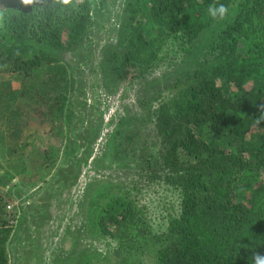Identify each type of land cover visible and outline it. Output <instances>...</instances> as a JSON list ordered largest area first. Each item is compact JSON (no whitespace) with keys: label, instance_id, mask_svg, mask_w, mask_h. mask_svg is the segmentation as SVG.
<instances>
[{"label":"trees","instance_id":"1","mask_svg":"<svg viewBox=\"0 0 264 264\" xmlns=\"http://www.w3.org/2000/svg\"><path fill=\"white\" fill-rule=\"evenodd\" d=\"M0 2V70L32 75L80 44L92 24L91 0ZM213 4L228 8L223 19L210 16ZM209 29L213 56L178 77L144 117L154 137L153 168L176 173L180 192L167 228L152 230L131 189L105 191L96 202L97 236L115 240L117 264H248L252 253H264V0H126L107 59L118 69L150 68L173 43L199 48ZM11 90L0 88V106ZM48 144L25 150L20 166L33 170L27 181L56 162L61 148ZM150 165L145 158L142 168ZM14 218L0 195V264H9Z\"/></svg>","mask_w":264,"mask_h":264},{"label":"rangeland","instance_id":"2","mask_svg":"<svg viewBox=\"0 0 264 264\" xmlns=\"http://www.w3.org/2000/svg\"><path fill=\"white\" fill-rule=\"evenodd\" d=\"M91 2L92 24L80 44L59 51L54 61L32 75L0 70V88L10 85L16 92L11 90L6 96L9 103L0 106V195L15 215L9 264L28 256L38 243L39 237L23 250L18 248L37 228L38 215L46 219L41 214L46 208L57 215L52 221L60 224V231L69 232L64 245L67 264H117L111 251L115 240L99 238L94 223L96 202L103 192L131 189L154 232L167 228L170 213L178 206L176 173L153 168L158 166L154 137L143 127L144 117L157 99L168 97L178 77L213 56L212 29L200 37L199 48L191 44L189 50L176 42L150 68L118 69L108 61L107 52L119 38L126 0ZM3 10L0 2V28ZM11 109L16 112H8ZM36 142L54 143L61 150L54 165L29 182L32 167L22 170L20 164L25 150ZM147 157L152 165L142 168ZM61 169L67 176L55 178ZM45 228L36 231L43 240ZM54 237L47 241L56 250L61 243Z\"/></svg>","mask_w":264,"mask_h":264},{"label":"flooded vegetation","instance_id":"3","mask_svg":"<svg viewBox=\"0 0 264 264\" xmlns=\"http://www.w3.org/2000/svg\"><path fill=\"white\" fill-rule=\"evenodd\" d=\"M50 211V209L46 208V210L41 213L43 216H46V219H43V217L40 218V214L38 215L37 228L39 229V227H46V240H43L40 231H38L37 234V228L35 230H31L27 238L19 243L18 248L23 250L26 245L30 243V241H37L38 237L39 241L34 247L30 248V253L28 256H20V258H16V264H67V252L65 251L66 247L64 245L66 244L67 235L69 234V232L67 230L63 232L60 231V224L52 221V218L57 217V215H53ZM58 213V216L60 218V212ZM45 221H48V223H45ZM54 235H56L60 239L59 242L61 243L60 245H57L59 249L56 250L54 248H51L50 242L47 241L50 237L56 240V237H54ZM23 252L24 251H20L18 254H21Z\"/></svg>","mask_w":264,"mask_h":264},{"label":"clouds","instance_id":"4","mask_svg":"<svg viewBox=\"0 0 264 264\" xmlns=\"http://www.w3.org/2000/svg\"><path fill=\"white\" fill-rule=\"evenodd\" d=\"M32 2L33 0H24V3L26 4H31ZM60 2L64 5H68L72 3V0H60ZM208 12L213 19H223L228 13V8L223 4H213L209 6ZM248 264H264V253H252Z\"/></svg>","mask_w":264,"mask_h":264}]
</instances>
